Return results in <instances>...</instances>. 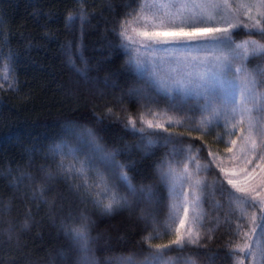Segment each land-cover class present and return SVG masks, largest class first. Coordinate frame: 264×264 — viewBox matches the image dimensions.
<instances>
[{
	"label": "trees",
	"instance_id": "trees-1",
	"mask_svg": "<svg viewBox=\"0 0 264 264\" xmlns=\"http://www.w3.org/2000/svg\"><path fill=\"white\" fill-rule=\"evenodd\" d=\"M129 5L136 6L133 0H0V264H77L79 252L61 225L75 220L78 226L82 217L87 218L94 264H117V258L131 254L143 258L151 251L144 242L151 229L141 218L142 210L154 211L161 223L168 218L171 201L157 169L168 149L157 145L145 154L137 147L141 133L126 126L127 117L136 118L144 109L126 93L141 78L125 72L123 52L109 55L107 50L111 29L130 11ZM78 13L87 17L83 27L68 20ZM77 48L75 67L85 75L69 62V50L75 53ZM257 64L264 66L260 61L250 65ZM67 124L91 128L107 148L119 149L118 159L128 165L132 183L138 190L151 187L159 202L131 200V208L115 207L111 214L94 206L92 199L102 197L85 195L77 189L81 179L58 170L59 152L86 151ZM176 131L184 132L178 139L199 149L202 164L210 163L209 183L224 179L217 165L227 170L239 164V139L232 153L225 151L230 140L226 131H235L231 139H237L242 135L238 129L214 126L202 133L184 125ZM41 185L46 195L33 199V190ZM119 190L126 195L125 188ZM227 212L226 206L217 210L205 204L200 231L206 246L189 245L191 252L184 257L209 264L208 256L216 253L214 264H230V235L223 222Z\"/></svg>",
	"mask_w": 264,
	"mask_h": 264
},
{
	"label": "snow or ice",
	"instance_id": "snow-or-ice-1",
	"mask_svg": "<svg viewBox=\"0 0 264 264\" xmlns=\"http://www.w3.org/2000/svg\"><path fill=\"white\" fill-rule=\"evenodd\" d=\"M133 3L136 6L129 5L130 11L113 25L107 50L109 55L123 52L125 72L141 78L126 94L139 101L144 111L136 118L127 117L126 126L141 133L137 147L145 154L157 145L168 149L157 169L171 203L163 223L154 211L142 210L141 218L151 229L144 242L151 251H146L143 258L137 254L117 258V264H195L183 253L191 252L189 245L206 246L201 244L200 231L204 228L206 203L217 210L225 206L228 209L223 222L230 235L226 253L230 264H264V68L259 64L249 67L264 62V0H239L237 4L231 0ZM240 9L244 10L243 16ZM253 9L255 16L251 15ZM86 19L79 13L68 17L78 20L82 27ZM254 35L258 38H252ZM241 36L248 38L241 40ZM79 53V48L75 53L70 49L69 62L85 75L73 60L74 56L79 58ZM197 115L199 120L194 119ZM184 125L202 133L214 126L238 129L242 135L237 139H231L235 131H226L230 140L225 151L232 153L239 139V158L246 166L255 161L250 171L247 167L241 169L245 179L233 178L238 175L235 169L217 165L224 179L216 177L209 183L206 177L211 175L210 163L202 164L199 149L178 139L184 132L176 128ZM65 128L76 137V143L86 145V151L59 152L58 170L81 179L83 184L77 189L82 188L85 195L102 197L92 199L94 206L111 214L115 207L131 208V200H143L148 205L159 202L151 187L138 190L132 183L128 165L118 159L119 149L107 148L91 128L74 124ZM121 187L126 195L120 194ZM45 195L42 185L32 192L33 199ZM86 219L82 217L78 226L75 220L61 225L79 252L77 264H94ZM219 226L217 218L215 228ZM207 231L211 233L214 228ZM165 236L170 237L167 242H154ZM216 255L208 256L209 264H214Z\"/></svg>",
	"mask_w": 264,
	"mask_h": 264
},
{
	"label": "rangeland",
	"instance_id": "rangeland-1",
	"mask_svg": "<svg viewBox=\"0 0 264 264\" xmlns=\"http://www.w3.org/2000/svg\"><path fill=\"white\" fill-rule=\"evenodd\" d=\"M231 2H232L233 4H237V3H239V0H231ZM243 12H244L243 9H240V10H239V14H240L241 16H243ZM251 15H252V16H255V15H256V10H255V9L252 10ZM245 31H246V30H245ZM249 67H250V68H254V67L251 66V65H249ZM260 67L264 68V66H260ZM239 155H240V154H239ZM254 164H255V161H253V165H254ZM253 165H247V166H246V165L244 164V161H243L242 159H240L239 164L236 165V166H234V167L232 168V169H235V170L237 171V173H238V175H237L236 177H233V178L244 180V179H245V174H244L243 171H241V169H244L245 167H247L248 170L250 171ZM249 182L251 183V181H249ZM182 215H183V214H182V212H181V216H182ZM190 215H191V213H190Z\"/></svg>",
	"mask_w": 264,
	"mask_h": 264
}]
</instances>
